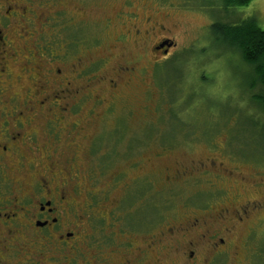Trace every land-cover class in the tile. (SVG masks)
<instances>
[{
	"label": "rangeland",
	"instance_id": "obj_1",
	"mask_svg": "<svg viewBox=\"0 0 264 264\" xmlns=\"http://www.w3.org/2000/svg\"><path fill=\"white\" fill-rule=\"evenodd\" d=\"M19 4L26 13L14 19L11 44L1 61L5 75L0 73V113L12 106L16 112L34 113L26 130L37 137L34 155L41 154L45 144V120L54 117L51 113L60 114V142L50 152L57 159L70 152L76 157L60 177H70L77 189L70 199L79 213L93 203L89 193L99 198L94 210L105 215L126 190L142 183L145 198L139 208H158L160 225L131 239L141 248L146 244L154 248L144 264H185L181 253L189 241L199 249L194 264H264V135L242 127L249 115L264 125V114L249 102L248 71L238 53L213 44L208 28L216 20L237 24L250 17L264 29V0L229 10L221 0H19ZM160 39L174 43L166 55L154 49ZM64 76L70 77L76 93L59 92ZM42 82L45 93L54 94L50 97L63 109L38 106ZM161 84L167 86V98L177 96L175 110H184L176 112V118L168 113L173 104L165 102ZM177 118L188 125L196 118L194 129L187 130L193 132L178 129L168 136L180 124ZM209 121L210 136L203 129ZM73 122L78 126H68ZM120 130L127 134L126 143H116L112 136ZM68 144H73L72 151ZM136 144L140 147L134 155ZM91 146L99 148L95 152ZM127 153L129 157H124ZM24 168L27 183L33 172L43 174L38 166L33 172L27 164ZM117 172L119 181L112 184ZM201 203L207 208H196ZM195 218L200 226L188 228ZM88 224L81 223L86 233ZM171 229L173 234L168 233ZM214 234L225 241L222 254L215 255L203 237ZM79 247L85 257L79 256L76 264H95L88 241ZM48 256L41 259L44 264H67ZM101 256L106 260L110 256V264L125 259L105 252Z\"/></svg>",
	"mask_w": 264,
	"mask_h": 264
},
{
	"label": "flooded vegetation",
	"instance_id": "obj_2",
	"mask_svg": "<svg viewBox=\"0 0 264 264\" xmlns=\"http://www.w3.org/2000/svg\"><path fill=\"white\" fill-rule=\"evenodd\" d=\"M25 13V8L19 4V0H0V73L2 75H5V64L1 61L4 60L6 49L11 44L8 37L13 27L12 23L16 17L24 18ZM24 33L22 31L20 35L23 36ZM165 40L167 39L158 40L154 49L166 55L174 43L171 47L164 46L157 49ZM60 71V69L57 70L58 75ZM69 78L64 76L59 79V92L65 93L66 96L76 93L75 90H71L72 82L69 81ZM43 83L38 85L42 95V100L38 102V106L56 105V107L62 108L63 106L55 104L56 99L53 101L50 97L54 94L45 93ZM29 100L32 101V99ZM26 103L28 104L27 101ZM27 108L30 110L29 106ZM27 113L16 112L14 106L11 110L0 113L2 116L0 122V264H44L41 259L47 257L48 254L49 260L56 263L67 261V264H76L79 256L85 257V252L79 247L82 241H88L90 257L95 264H110L111 257L109 256V259L106 260L107 256H101L103 252L107 255L124 256L125 259L121 264L146 263L147 255L150 251H154V248L147 244L145 248H141L135 245L131 239L137 237V234H150L160 225L158 208L153 206L150 210L145 205L141 207L142 209L139 208L145 198L142 183H140L141 187L138 185L139 183L134 185L133 190L129 193L126 190V193L105 215L94 210L93 206L97 207L99 198L97 199V194L90 195L89 193V198L93 200V203H89L87 205L88 210H83L80 214L74 206V200L70 199L71 195L78 194L77 189L69 182L70 177L65 180L60 177L63 170H66L65 166L73 164L76 157L70 152V154L63 155V158L59 154V159H57L50 152V149L54 151V145L60 142L61 136L57 133L61 126L59 124L60 118L57 117L60 114L49 113L54 117L45 120L43 150L41 154L34 155L35 152L32 150H35L34 145L37 143V137L32 133L35 131L26 132V130L35 120V116L34 113L32 116ZM68 126L73 127L78 126V124L73 122ZM122 132V130L119 133L113 131L112 136L115 137L116 143L127 142V134ZM72 146L73 144L67 145L71 151ZM138 147L140 145L136 144L134 155L137 153ZM98 148L91 146L90 150L96 152ZM22 149H25L23 154L21 153ZM123 152L126 153L127 150ZM32 156L33 159H30ZM16 157H18L17 161L15 160ZM124 157H129V154L127 153ZM138 161H134L131 167L135 166ZM25 164L29 166V170L32 172L36 170L37 166L41 167L43 174L36 175L33 172L29 176V183H27L26 171L28 172V170L24 168ZM61 164H64L61 166L62 170H57L58 165ZM120 174L117 172L114 175L112 184L119 181ZM138 201L140 202L137 203ZM135 203L137 204L133 210ZM207 203L203 205L201 203L196 208L204 210L209 204ZM83 221L89 223L87 233L81 225ZM199 226L200 223L195 218L188 228L193 229ZM100 230L101 238L98 239L97 233ZM82 233L83 235H81ZM104 233L106 234L104 235ZM168 233L173 234V230H168ZM203 237L214 250L215 255L223 253V250L220 249V246L225 243L222 237L216 234L203 235ZM135 249L138 251L133 256L132 253ZM25 255L28 257L20 260V257ZM128 256L132 257L131 261L127 260ZM181 256L185 264L198 262L199 249L197 244L189 241ZM149 260L150 258H148Z\"/></svg>",
	"mask_w": 264,
	"mask_h": 264
},
{
	"label": "trees",
	"instance_id": "obj_3",
	"mask_svg": "<svg viewBox=\"0 0 264 264\" xmlns=\"http://www.w3.org/2000/svg\"><path fill=\"white\" fill-rule=\"evenodd\" d=\"M250 1L251 0H221L223 8L225 10H229L230 8L237 6L247 5ZM208 28L213 40V44L221 46L227 51L238 53L243 65L248 71L249 77L246 81V85L249 91V102L253 103L264 114V29H261L258 26L256 20L250 17L243 19L237 24L216 20L211 23ZM161 88L164 89L163 98L165 102L167 100L170 101L168 103L173 104V108H171L168 113H170L172 117H175L176 112H183L184 110L176 111L174 108V106L176 105L175 103L177 102V96L175 95L173 98L170 97L169 99L167 98V93H165L167 86L161 84ZM177 91L178 88L176 89L175 93H177ZM210 119L212 120L211 117L209 118V120ZM177 121H179V118H177ZM186 122L184 123V121L180 119V124L176 126L174 130L167 133V135L171 136L173 132L178 129L191 134L193 131L187 130H192L194 126V124L192 125V123L196 122V118H193L189 122V125L186 124ZM258 122L259 121L253 119V117L249 115L248 117H246V121L243 122L242 127L245 131H250V129H257L261 132V135H264V125ZM182 125H184V127H182ZM219 128L220 127L216 129ZM203 129L205 133L204 135L208 134L210 136L211 133H209V131L211 132V129H213L212 125H210V121L209 125H205V128Z\"/></svg>",
	"mask_w": 264,
	"mask_h": 264
},
{
	"label": "water",
	"instance_id": "obj_4",
	"mask_svg": "<svg viewBox=\"0 0 264 264\" xmlns=\"http://www.w3.org/2000/svg\"><path fill=\"white\" fill-rule=\"evenodd\" d=\"M172 44H173L172 41H170V40H165V41H163V42L157 47V49L163 48L164 46H166V47H171ZM164 52L166 53V51H164Z\"/></svg>",
	"mask_w": 264,
	"mask_h": 264
}]
</instances>
